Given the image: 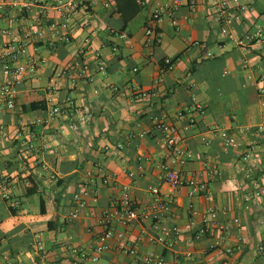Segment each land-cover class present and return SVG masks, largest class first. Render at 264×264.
Wrapping results in <instances>:
<instances>
[{
	"label": "crops",
	"instance_id": "1",
	"mask_svg": "<svg viewBox=\"0 0 264 264\" xmlns=\"http://www.w3.org/2000/svg\"><path fill=\"white\" fill-rule=\"evenodd\" d=\"M78 1L87 9L82 5L73 14L70 42L50 49L47 29L44 39L33 38L29 50L46 63L21 82L12 109L0 101V175L11 182V199L0 198V264H142L139 256L120 253L114 240L98 261H81L70 252L76 247L90 253L101 229L96 216L118 194L117 188L101 183L103 175L119 185L130 184L141 212L149 210L151 186H159L171 201L163 222L179 229L174 243L178 258L145 236L138 243L140 253L154 249L170 264H218L222 260L264 264V200L243 199L264 185V34L244 39L246 33L264 28V0H239L245 8L240 19L230 24L219 20L214 10V1L220 0H197L193 8L180 0L175 11L163 14L156 44L145 34L146 21L155 6L175 0H137L140 10L125 28L115 0L108 6L101 0ZM224 1L226 14H233V1ZM40 8L48 21L59 20V12L46 1L22 14L9 7L0 15V28L8 30L7 35H0V45L12 37L23 39ZM96 55L105 62L103 72ZM166 58L173 60V67L162 71ZM80 60L89 63L91 80L69 88L64 78L57 91L48 93L52 68L63 69ZM157 77L162 81L156 82ZM2 81L0 65V85ZM30 103L35 108L30 109ZM54 104L65 106L64 111L46 123V113ZM179 110L184 120L189 116L195 120L181 142L193 153L183 170L208 181L212 200L189 196L187 188L174 190L161 182L160 165L167 155L158 143L157 131L128 137L163 113L167 121L181 125L183 119L175 118ZM221 129L240 145L225 147ZM118 143L122 148H116ZM138 155L145 158L142 170L136 166ZM205 164L216 168L218 175L208 177ZM85 183L97 188V202L87 199L95 215L71 218L73 195L82 192ZM214 207L219 212L212 222L207 210ZM233 217L239 218L240 229L231 225L224 245L208 252V244L218 234L216 224ZM204 223L211 224L212 235L195 238ZM115 227L127 229L126 239L134 240L143 229L149 230V221L139 217L129 227ZM227 248L232 252L227 253ZM186 252L194 259L187 258Z\"/></svg>",
	"mask_w": 264,
	"mask_h": 264
},
{
	"label": "built area",
	"instance_id": "2",
	"mask_svg": "<svg viewBox=\"0 0 264 264\" xmlns=\"http://www.w3.org/2000/svg\"><path fill=\"white\" fill-rule=\"evenodd\" d=\"M48 2L50 7L55 8L59 12L58 21H48L46 14H43V8L37 11V17L32 19L28 24V30L23 39L16 37L10 38L0 45V65L3 74V81L0 85V101L4 103L6 108L12 109L15 106V100L19 94V85L28 76L37 73L41 65L46 63L44 58H38L35 52L29 50V44L33 38L44 39L45 29L49 31V37L46 40L50 49H55L58 43L70 42V22L75 12L81 10L84 4L78 0H0V15L5 14L7 8H13L20 14L29 11V9L38 5L41 6L42 2ZM104 6L110 4V0H101ZM236 6V11L231 14H226L227 3L224 0L214 1V10L219 16V20L225 24H230L234 20L240 19V14L244 10L245 6L239 2V0H232ZM197 0H186V5L190 8L196 6ZM181 4L180 0H175L173 3H166L157 5L152 10L150 17L145 24V34L152 38L153 44L159 42L158 24L162 19L163 14L166 11H175ZM42 18V19H41ZM174 22H176L174 20ZM222 32H226V28L221 29ZM8 30L0 28V35H7ZM264 34V28L258 27L253 34L246 33L245 40L251 41L255 37L262 36ZM123 36V35H122ZM98 61V67L101 72L104 71L105 62L96 55ZM244 66L247 67L246 62ZM173 67L171 59L166 58L163 61L161 70H170ZM133 68V71H136ZM91 68L87 61H77L71 65L59 69L52 68L48 77L47 92L53 93L60 88L61 80L66 79L69 88L76 87L79 81L91 80ZM67 74V77H66ZM162 77H157L156 82H161ZM264 93V89H261ZM139 93H141L139 91ZM142 95H145L142 93ZM70 100H67L69 102ZM65 108V106H64ZM64 108L58 104L51 105L46 113L44 122L48 123L53 121L57 116L63 113ZM184 112L179 110L175 114L176 119H183ZM194 118L189 116L182 124L179 125L174 122L167 121V115L165 113L151 118L150 126L141 128L136 132H130L128 137H144L152 130L158 132V143L166 150L167 158L164 163L160 165L162 170L161 182L166 183L170 188L179 190L181 188H187L188 195H202L206 200L213 199V192L209 189L208 181L200 180L194 175L185 174L183 168L193 157L191 149H188L181 145L186 132L194 125ZM3 132L2 126H0V134ZM221 142L225 147H238L239 141L229 132L224 129L219 131ZM122 144H116V148H122ZM243 159H247V155L243 156ZM145 158L141 155L136 157V166L138 170L143 169ZM207 170V176L212 177L218 175L216 168L210 167L207 164L204 165ZM43 168V166H39ZM129 176L133 175V172L128 173ZM101 183L103 185H112L118 189V194L110 202V204L98 212L96 216V223L101 227L100 231L96 233L94 244L90 247V253L86 251L72 247L70 249L71 254L75 255L79 260L84 261L90 259L92 261H98L101 254L111 249V241H115V246L120 253L127 256H139L142 264H170L165 257L154 249H149L145 252H139L138 243L145 236L151 244H162L171 251H173L174 258H178V252L174 251V243L176 237L179 235V229L177 226L165 225L163 219L171 210V201L165 198L159 189V186L149 187L151 194V203L148 211H139L138 204L132 196L130 184L119 185L116 179H110V176L103 175L101 177ZM90 183H85L84 189L80 193H74L73 200L74 206L70 211L69 216L71 218H78L81 215L91 217L95 215L94 210L88 208V198L93 203L98 200L97 188L89 187ZM11 182L8 176L0 175V198L5 200L11 199L10 194ZM252 198L264 200V185L256 186L253 190L243 195L245 201H249ZM222 212H226L225 208L220 209ZM219 210L209 208L207 214L212 222L217 221ZM141 217L143 220L149 221L148 231L142 230V235L134 240L126 239V231L116 229V225H122L124 227L130 226L132 222ZM231 225L240 229V221L238 217H233L230 222H220L216 224L217 235H213L212 241L207 246V251L212 252L219 249L226 242L227 235L230 233ZM211 234V224L204 223L200 229H198L195 238H201ZM38 248H42L41 243L36 240ZM259 251L263 249L260 246ZM227 253L232 252V248L226 249ZM189 259H194L191 252L184 253ZM7 264H13L8 261ZM196 264H201L196 261ZM218 264H229L227 260H222Z\"/></svg>",
	"mask_w": 264,
	"mask_h": 264
},
{
	"label": "trees",
	"instance_id": "3",
	"mask_svg": "<svg viewBox=\"0 0 264 264\" xmlns=\"http://www.w3.org/2000/svg\"><path fill=\"white\" fill-rule=\"evenodd\" d=\"M116 2V11L120 13L122 20V28H125L127 23L135 17V15L139 12L140 6L137 0H115ZM86 10V6L84 7ZM164 61V60H163ZM163 61L161 65H163ZM173 62V60H171ZM30 109L35 108L34 103H30L28 105ZM61 183V180L57 181V184ZM29 191H32L30 189Z\"/></svg>",
	"mask_w": 264,
	"mask_h": 264
}]
</instances>
